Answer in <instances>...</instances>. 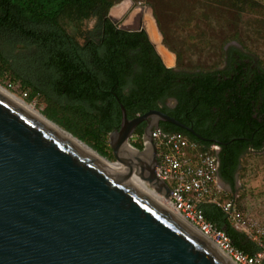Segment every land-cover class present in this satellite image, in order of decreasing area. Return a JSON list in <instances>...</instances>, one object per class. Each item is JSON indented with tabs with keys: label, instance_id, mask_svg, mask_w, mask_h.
Returning a JSON list of instances; mask_svg holds the SVG:
<instances>
[{
	"label": "trees",
	"instance_id": "1",
	"mask_svg": "<svg viewBox=\"0 0 264 264\" xmlns=\"http://www.w3.org/2000/svg\"><path fill=\"white\" fill-rule=\"evenodd\" d=\"M167 1H157L162 11L152 2L161 25L165 20L167 24L170 19L177 21L176 15L165 16L172 7ZM189 2L200 4L201 11L207 7L200 0ZM116 3L0 0V77L10 76L13 84L19 83L27 101L45 100L48 119L106 158L112 156L107 140L121 127L123 107L129 119L159 110L194 131L160 122L164 133H181L202 151L210 152L213 144L220 146L219 176L234 191L244 155L264 152V67L230 48L228 69L189 72L168 68L144 30H123L109 18ZM252 3L227 0L222 5L232 12L238 5L250 7ZM165 5H169L167 10ZM90 17L98 22L94 31L71 35L64 27L68 18L83 23ZM228 41H221V61L223 55L225 61L222 48ZM178 54L180 62L182 53ZM169 101L175 102L173 108L168 107ZM144 129L142 123L135 132L139 141L133 145L139 150L144 148ZM231 200L239 209L233 194L224 201ZM201 208L209 221L227 233L234 247L250 255L260 250L219 206L205 202Z\"/></svg>",
	"mask_w": 264,
	"mask_h": 264
},
{
	"label": "water",
	"instance_id": "2",
	"mask_svg": "<svg viewBox=\"0 0 264 264\" xmlns=\"http://www.w3.org/2000/svg\"><path fill=\"white\" fill-rule=\"evenodd\" d=\"M146 17L151 30L143 17L128 31L144 30L171 68L173 56L162 45L157 23ZM144 122L152 154L148 178L162 201L0 92V264H234L170 212L171 189L156 174L153 128L169 122L194 134L192 128L159 110L129 119L123 107L121 127L110 140L117 160L114 137L130 139Z\"/></svg>",
	"mask_w": 264,
	"mask_h": 264
},
{
	"label": "rangeland",
	"instance_id": "3",
	"mask_svg": "<svg viewBox=\"0 0 264 264\" xmlns=\"http://www.w3.org/2000/svg\"><path fill=\"white\" fill-rule=\"evenodd\" d=\"M116 1L117 3L109 12V18L115 24L118 23L119 26H116L123 30L128 31L131 28H137L138 25H135L133 22L134 19L139 16L141 10H144L151 15L157 23L162 45L173 56L171 68L177 71L183 70L197 72L202 69H228L230 66L226 59L228 58L227 53L230 48H236L242 51V53L251 56L256 63H260L264 67V0H251L253 1V6L251 5L249 7L247 5L246 7L242 6V8L238 5L232 12H230L231 10H229V7L222 5V2H227V0H200L205 2L204 4H207L204 11L198 10L200 4H192V6H196L195 11H193L189 2L190 0H166L167 2H170L169 5H172V7L165 5V10L169 7L168 13H165V16L176 15L177 21L170 19L167 24V20H165L162 25L157 18L153 7L154 3V5L156 4L155 7L160 9L159 3L157 4V1L159 2V0ZM126 3L130 5L129 11L132 12L130 16L127 14L129 12L128 10L126 13L114 12ZM167 18L169 19V17ZM233 20L237 23L236 25L232 24ZM97 23V19L94 17L86 19L83 23L78 22L76 19L68 18L64 21V27L69 34L78 35L81 32L94 31ZM218 40H229L222 48L225 52V61L224 55L222 61L220 59L222 51H219V49L222 44L221 41L218 42ZM178 52L182 53L180 62ZM17 53H19V51H17ZM24 59L27 64L30 63V57L26 56ZM26 62L24 61V64ZM0 86L26 102V104L33 106L40 114L48 119L45 114L48 104L41 97H37L31 102L27 101L26 94L22 88H20V84H13L10 76L0 77ZM167 105L172 108L175 106V102L169 101ZM50 121L56 124L54 121ZM57 126L63 131L68 132L63 127H60L59 125ZM144 128L145 134L147 124L144 125ZM135 132L133 137L129 139V144L135 150H139L133 145L135 142L139 141ZM112 133L108 136L107 142L109 145ZM70 134L73 135L72 133ZM143 137L141 140H143ZM83 143L86 144L85 142ZM88 146L93 149L90 145ZM144 148L139 151H143ZM148 149H150V147ZM95 152L98 153L97 151ZM111 153V158H106L99 153L98 154L101 158L103 157L104 160L106 159L111 162V164L120 165L113 149ZM150 160L151 159H146L143 162ZM218 188L221 191V193L217 194L218 200L224 201L227 199L228 195L231 196V194L237 199L238 210L248 226V232H246L244 228H237L235 225L234 227L238 231L245 233L253 242H255L253 240L255 227L252 225L257 224L264 227V152L261 154L250 153L244 155L240 170L236 176V186L234 191L229 184L224 183L221 179L218 183ZM164 199L165 198H163V200ZM231 224H234V222H231Z\"/></svg>",
	"mask_w": 264,
	"mask_h": 264
},
{
	"label": "built area",
	"instance_id": "4",
	"mask_svg": "<svg viewBox=\"0 0 264 264\" xmlns=\"http://www.w3.org/2000/svg\"><path fill=\"white\" fill-rule=\"evenodd\" d=\"M151 137L157 148V177L170 187L169 203L179 216L235 264H264V227L252 225L255 227L253 240L260 250L250 255L234 247L227 233L209 221L201 208L205 202L216 204L228 215L230 222H234L233 226L248 232L235 201L221 202L217 198L221 193L218 188L220 146L213 144L210 152L202 151L198 143L190 142L183 134H166L159 126L153 128ZM143 142L149 146L147 138L143 137Z\"/></svg>",
	"mask_w": 264,
	"mask_h": 264
},
{
	"label": "bare ground",
	"instance_id": "5",
	"mask_svg": "<svg viewBox=\"0 0 264 264\" xmlns=\"http://www.w3.org/2000/svg\"><path fill=\"white\" fill-rule=\"evenodd\" d=\"M141 17H142V15H141ZM144 17H145L144 21L146 22V27H148V29L151 30L152 26L150 24V19L148 17H146V15H144ZM0 92L2 94L6 95L7 97H9L10 99H12L13 101H15L16 103H18L19 105H21L23 108H25L29 112H31L33 115H35L40 120L45 122L47 125L52 127L54 130H56L57 132L62 134L64 137H66L67 139L72 141L74 144H76L79 148H81L83 151H85L86 153H88L92 157H94V158H96L98 160H102L103 163H105L106 165L110 166L111 169H114V170H116L118 172L124 173L127 176H129L130 181L134 185H136L142 191H144V192L148 193L149 195H151L155 200L162 201L163 198H165L163 196L162 192L160 191V189H158L156 186H154L152 184V181H150V179L148 178V177H150L151 170H152L151 169V167H152V154H151V150L150 149H148L147 152L141 154V153L138 152V150H135L133 147H131V145L129 144V139H125L124 138L125 134L120 135V136H116V137H114V142H115V144H119V148H118L117 151H118V154H119L118 162H119L120 165H117V164L113 165V164L107 162L106 160H104L103 158H101L97 153H95L94 151L89 149L87 146H85L84 144H82L78 140L74 139L68 133L64 132L61 128H59L58 126H56L53 123L49 122L33 106H30V105L26 104V102H24L23 100H21L20 98H18L14 94L10 93L9 91L5 90L2 86H0ZM146 159L147 160L151 159V160L143 162ZM149 186L152 187L153 189L150 188ZM162 196H163V198H162ZM172 209L173 208L170 205V212H172V213L176 214L177 216H179V214L174 209L173 210ZM179 217L182 219L181 216H179ZM211 243L214 244L213 242H211ZM220 252H221L222 255L225 256V258L227 260H229L230 262L232 261L230 259V257H228L226 254H224L221 250H220Z\"/></svg>",
	"mask_w": 264,
	"mask_h": 264
},
{
	"label": "crops",
	"instance_id": "6",
	"mask_svg": "<svg viewBox=\"0 0 264 264\" xmlns=\"http://www.w3.org/2000/svg\"><path fill=\"white\" fill-rule=\"evenodd\" d=\"M129 4H123V6H121L119 9H117L116 11H114V12H117V13H126V12H128L130 9H129ZM128 10V11H127ZM140 12V11H139ZM145 11L144 10H141V12L139 13V16H137V18H135L134 19V22L133 23H135V25H139V20L141 19V18H143L144 17V15H145ZM128 16H130L131 14H132V12L131 11H129L128 13ZM126 14V15H127ZM141 15H142V17H141ZM127 16V17H128ZM145 18V17H144ZM134 25V24H133ZM131 26V25H130Z\"/></svg>",
	"mask_w": 264,
	"mask_h": 264
},
{
	"label": "flooded vegetation",
	"instance_id": "7",
	"mask_svg": "<svg viewBox=\"0 0 264 264\" xmlns=\"http://www.w3.org/2000/svg\"><path fill=\"white\" fill-rule=\"evenodd\" d=\"M173 108V107H172ZM144 125L147 124V123H143Z\"/></svg>",
	"mask_w": 264,
	"mask_h": 264
}]
</instances>
